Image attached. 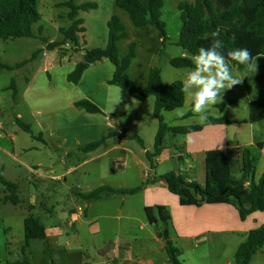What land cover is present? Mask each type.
I'll list each match as a JSON object with an SVG mask.
<instances>
[{"label": "rangeland", "instance_id": "obj_1", "mask_svg": "<svg viewBox=\"0 0 264 264\" xmlns=\"http://www.w3.org/2000/svg\"><path fill=\"white\" fill-rule=\"evenodd\" d=\"M64 1L66 0H38L40 18L32 27L35 37L0 38V60L12 66L0 70V172L5 179L18 183V193L22 200L19 204L3 202L0 193V264L9 263L5 261L6 245L11 238L23 236V216L29 213L38 216L48 229L58 223V228L63 231L62 240L58 244L60 250L54 247L56 252L51 254L53 261L61 260L65 252L76 248V237L73 229L68 226V211L73 207L71 198L74 192L80 188L77 186L78 181L83 180L84 187L91 189L101 184L134 187L151 178L152 169L150 175L135 180L133 173L137 167L130 154H124L118 148H109L116 137L108 140L103 147L89 152L79 151L77 148L98 139L109 130L119 129L130 135L135 134V129L142 132L140 122H135V102L140 104L141 113L156 118L152 114L154 96L139 101L133 98L126 88L108 82L114 71V65L108 59L90 64L77 83H72L66 78L75 64L83 60L86 50L105 46L109 32L108 19L117 16L127 33L125 38L118 41L119 56L125 55L129 43H135V55L127 73L136 84H146L151 67L160 69L165 83L176 79L184 80L191 70L189 67H175L170 63V58L181 55L182 52V48L175 44L181 28L177 3L182 0H164L161 19L165 22L167 34L165 44L161 43L158 30L153 24L137 27L115 0H75L76 4L96 3L95 7L78 9L77 17L83 20L85 30L79 33L78 42L67 40L54 49L47 47V50V42L63 39L59 27H67L70 24L67 16L69 7L60 4ZM260 56L257 72L249 73L242 78L240 84L222 94V101L229 97H236L238 100L226 104L223 108L218 104L214 105L208 112V115L213 117H226L229 122L237 120L242 123L243 136L249 135L247 99L264 96V54ZM46 59L47 67L44 68L43 62ZM25 60L24 64L16 67L17 63ZM231 71L233 76H243L247 69L231 67ZM12 81L17 91L15 99L12 96L13 90L9 88ZM84 98L100 107L101 112L90 113L74 104L76 100ZM191 106L192 101L186 95L181 107L162 112L164 120L170 125L201 123L191 112ZM177 109H183L187 114L180 120H172L177 116ZM17 117L28 123L35 134L41 132L45 141L34 138L17 123ZM255 124L260 126L259 123ZM82 126H85L87 132L76 133ZM226 127L231 132L236 129V124L232 122L226 124ZM175 135L178 138L183 136ZM175 135L171 132L166 135L167 141L163 148L166 149L167 155L176 149L173 145ZM259 135L264 141V130ZM127 136L135 140L134 136ZM67 151L73 154L68 156ZM167 162L164 164L167 165ZM169 163L172 165L173 160L169 159ZM72 166L77 168L66 172ZM154 166L157 168L156 162ZM263 169L264 150L257 165V174ZM156 171H161V167ZM130 198L133 199L132 207L138 218L133 225L135 238L141 239L146 233L145 229L139 228L141 221L158 233L161 226L159 223L156 225L147 221L140 199L134 196ZM29 203L33 205L32 209L28 207ZM47 207L52 211H46ZM169 224L170 221L168 228ZM118 225L122 235H126V220H112L102 227L103 234L117 233ZM79 230L86 241L90 237L89 246H85L92 255L90 263L110 264L104 261L105 257L100 256V250L96 249L100 243L99 235L92 237L87 227ZM31 243L37 249L51 248V245L47 247L43 239H31ZM158 246L159 242L155 240H138L133 251L135 257L145 256L149 260L153 257L154 264H164L163 262H168L166 251ZM153 247H156L154 253ZM234 253L235 251L232 252L231 259ZM46 260L51 264L49 257ZM249 264H264V251H257Z\"/></svg>", "mask_w": 264, "mask_h": 264}, {"label": "trees", "instance_id": "obj_2", "mask_svg": "<svg viewBox=\"0 0 264 264\" xmlns=\"http://www.w3.org/2000/svg\"><path fill=\"white\" fill-rule=\"evenodd\" d=\"M115 3L125 10L134 25L145 27L153 24L157 30L161 43L167 41L165 22L161 19L164 0H115ZM69 7L67 16L70 24L67 27H59L63 34L61 41H49L46 48L54 49L67 40L78 42L79 33L85 30L83 20L78 15V9H89L96 6L94 2L76 4L75 0H66L60 3ZM177 8L180 12L181 28L175 44L186 53L170 58V63L175 67H195L194 56L200 47H209L212 42L211 33L219 31L218 39L223 41L224 53L235 48H248L253 56L264 54V0H194L179 1ZM40 18L38 0H0V38L35 37L33 24ZM108 38L104 47H93L85 51L83 60L78 61L73 69L66 75L68 81L77 83L84 70L92 63L110 60L114 65L112 78L109 83L126 88L128 93L136 100H144L154 96L153 114L158 120V127L154 138V149L145 152L151 167H154V158L163 148V140L168 132L173 134H186L200 130L204 123H191L185 125H170L163 117L162 112L181 107L185 101V93L182 91L181 79L169 83L162 80L158 67H151L145 85L136 84L128 75L127 69L135 55V43H129L124 56H119L118 41L127 36L124 26L117 16H112L107 21ZM41 31V27H39ZM234 37V39H233ZM26 62L21 61L16 67ZM230 66L237 69L246 68L237 62L229 60ZM12 68L0 60V70ZM9 88L13 90L15 99L17 91L12 81ZM235 100L227 99L218 106L223 108L226 104ZM78 107L87 112H101L100 107L88 99H78L74 102ZM249 120L260 122L264 120V96L252 99L248 102ZM17 123L28 131L34 138H40L41 134H35L28 123L18 117ZM206 122L228 123L226 117H213L208 115ZM108 131L98 139L90 141L78 149L89 152L101 145L108 135ZM139 141V136H134ZM263 142L256 141L253 144L243 145L240 150V176L235 177L231 172L230 157L221 149H209L204 154L205 178L203 182L188 181L174 170L167 171L154 180H161L168 190L180 197L183 204L200 206L204 203L225 202L237 209L239 216L244 220L254 211L264 213V169L257 174L256 168L262 155ZM147 179L134 187H113L101 184L88 191H76V195L87 201L107 199L114 195L133 194L142 189L146 184L153 182ZM0 193L3 202L13 204L21 203L18 193V183L7 180L0 172ZM28 207L33 208L29 203ZM144 212L149 221L157 220L161 226L160 236L164 242V249L168 261L171 264H183L180 260V250L169 238L166 224L170 220L169 208L162 204L145 205ZM25 240L44 239L46 237L45 226L38 216L27 214L23 220ZM264 251V222L248 231L246 238L236 248L232 264H249L253 255ZM7 264H18L9 262Z\"/></svg>", "mask_w": 264, "mask_h": 264}, {"label": "crops", "instance_id": "obj_3", "mask_svg": "<svg viewBox=\"0 0 264 264\" xmlns=\"http://www.w3.org/2000/svg\"><path fill=\"white\" fill-rule=\"evenodd\" d=\"M185 54L186 53L182 50L181 55ZM46 64L47 59L43 62L44 68L47 67ZM193 68L194 67H189L191 70ZM46 72H48V69H46ZM227 99L235 100L233 102L238 100L236 97H229ZM250 100H252V98H248L247 102ZM141 109L140 104L135 102V122H140L139 125L142 126L143 133L139 129H135V134L133 135L119 129L110 130L113 133L108 135L99 146L103 147L108 140L116 137L111 142L109 148H118L124 154L127 152L130 154L134 165L137 167L133 173V175H135V180H138L139 177L143 178L144 176L150 175V170L152 169L153 173L150 178L152 180L167 171L174 170L188 181L203 182L205 178L204 154L209 149H221L227 153L230 157L231 172L235 177H239V155L241 147L243 145L253 144L256 141H262V151L264 150V141L259 135L264 130V124H261L264 123V120L260 122L250 121L248 136H243L244 131H241L242 123H239L237 120L229 122L230 124L232 122L236 124V129L231 132L227 129L228 125L226 127V124L229 123L203 122L204 126L200 130L183 134L182 138H178L174 134L175 138L173 145L176 148L175 151L167 155L165 153L166 149L164 150L163 148L159 154L161 157L158 156L154 158V162L158 165L157 168L161 167V171L157 172L155 166L151 167L145 152H152L154 149V138L158 127V120L149 117V114L145 115L141 113ZM186 114L187 112L182 117L177 115L173 117L172 120H177V118L180 120L185 117ZM255 123H259L258 125L260 126H255ZM85 132H87L85 126H82L76 133L85 134ZM38 134H41L40 138L42 141H45L44 138H42V133L39 132ZM127 135L139 136L141 140L139 141L136 137L134 140V138H130ZM166 135L164 137L163 146L167 141ZM169 144H171V142H169ZM79 147L80 146L77 148ZM66 153L68 156L73 154V152L71 154V151H67ZM169 159L173 160L172 165L169 163ZM166 161H168L167 165L164 164ZM76 168L77 166H72L67 169L66 172L73 171ZM109 185L113 187H127L124 185ZM77 186L80 187L77 191H88L94 188L86 189L83 180L78 181ZM73 195V198H71L73 207L68 211V226L73 229V234L76 237V248H73V250L69 252H65L61 260L53 261L51 254L56 252L54 247L60 250L58 244L60 240H62L63 231L58 228V223H56L55 226L52 225L49 229L43 223L46 233V237L43 240L47 243V247L51 245V248L48 247L46 250L35 248L31 243V239L28 241L25 240L23 233L21 238H11L10 242L6 245L5 261L18 264H50L46 260V258L49 257V262H51V264H91L90 257H92V255L88 253V249L85 247L89 246L90 237L88 241H86L83 236H81L79 230L80 228L87 227L90 229V235H92V237L99 235V246L97 248L95 244L94 246L96 249L100 250V256L105 257L104 261L106 263L154 264L153 257L150 260L145 256L135 257L133 247L138 240H155L159 242L158 247L164 250L163 239L160 236V227L158 228V233H156L153 228L147 226V223L141 221L139 228L145 229L146 233H141L143 234L141 239L135 238V227L133 225L138 218L135 215V209L132 207L133 199L130 197L133 196L140 199L141 208H144L145 205L156 204L169 207L171 218L169 220V228L168 223L166 227L169 238L180 250L179 258L183 264H232V252L245 240L250 229L258 227L264 222V213L261 211H254L242 220L235 206L230 203L213 202L204 203L200 206L183 204L180 201V197L170 192L165 183L161 180H154L146 184L136 193L118 194L107 199L87 201L78 197L76 192H74ZM46 211H52V209L47 207ZM24 217L25 216H23V220ZM112 220H118V222L126 220L128 228L125 230L127 231L126 235L123 236V232L119 231L120 225H118L117 233L103 234L102 227L111 223ZM147 221L158 225L157 220ZM100 235H102V237ZM155 248L156 247H153V253L155 252ZM163 263L171 264L169 261Z\"/></svg>", "mask_w": 264, "mask_h": 264}, {"label": "clouds", "instance_id": "obj_4", "mask_svg": "<svg viewBox=\"0 0 264 264\" xmlns=\"http://www.w3.org/2000/svg\"><path fill=\"white\" fill-rule=\"evenodd\" d=\"M219 31L211 33L212 42L209 47H200L194 56L195 67L190 70L182 83V91L191 99V112L201 123L207 120L212 106L221 103L222 94L226 90L242 82V78L258 70L260 55L253 56L248 48H235L225 55L223 41L218 39ZM234 39V37H233ZM229 60L246 67L243 76H233ZM178 116H184L183 109H177Z\"/></svg>", "mask_w": 264, "mask_h": 264}]
</instances>
